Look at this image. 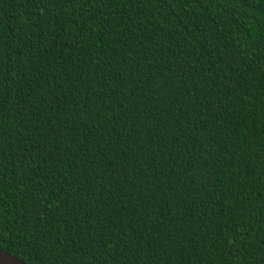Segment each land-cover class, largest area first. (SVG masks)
Segmentation results:
<instances>
[{"label":"trees","instance_id":"obj_1","mask_svg":"<svg viewBox=\"0 0 264 264\" xmlns=\"http://www.w3.org/2000/svg\"><path fill=\"white\" fill-rule=\"evenodd\" d=\"M0 249L264 264V0H0Z\"/></svg>","mask_w":264,"mask_h":264},{"label":"water","instance_id":"obj_2","mask_svg":"<svg viewBox=\"0 0 264 264\" xmlns=\"http://www.w3.org/2000/svg\"><path fill=\"white\" fill-rule=\"evenodd\" d=\"M0 261H2L3 264H27L2 249H0Z\"/></svg>","mask_w":264,"mask_h":264},{"label":"snow or ice","instance_id":"obj_3","mask_svg":"<svg viewBox=\"0 0 264 264\" xmlns=\"http://www.w3.org/2000/svg\"><path fill=\"white\" fill-rule=\"evenodd\" d=\"M0 264H3V262H2V261H0Z\"/></svg>","mask_w":264,"mask_h":264}]
</instances>
